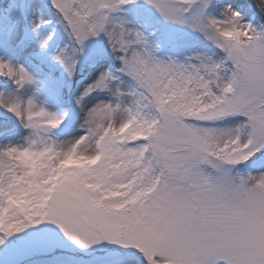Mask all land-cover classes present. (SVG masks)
Segmentation results:
<instances>
[{
	"label": "snow or ice",
	"instance_id": "6c2138e0",
	"mask_svg": "<svg viewBox=\"0 0 264 264\" xmlns=\"http://www.w3.org/2000/svg\"><path fill=\"white\" fill-rule=\"evenodd\" d=\"M0 264H264V0H0Z\"/></svg>",
	"mask_w": 264,
	"mask_h": 264
}]
</instances>
